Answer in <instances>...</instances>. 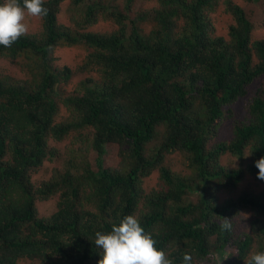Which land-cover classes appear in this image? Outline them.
Returning a JSON list of instances; mask_svg holds the SVG:
<instances>
[{
    "label": "trees",
    "instance_id": "obj_1",
    "mask_svg": "<svg viewBox=\"0 0 264 264\" xmlns=\"http://www.w3.org/2000/svg\"><path fill=\"white\" fill-rule=\"evenodd\" d=\"M137 1L43 0L40 32L0 45V60L25 75L0 73V264H98L95 233L127 215L174 264L185 253L192 264H244L264 249L254 163L264 79L250 89L264 76V37L233 0ZM221 5L224 33L213 18ZM99 21L116 27L87 30ZM58 46L84 47L76 69L55 65ZM74 73L86 76L65 89ZM226 119L232 135L216 139ZM55 160L47 180L32 181ZM51 198L56 210L40 216L35 201Z\"/></svg>",
    "mask_w": 264,
    "mask_h": 264
},
{
    "label": "clouds",
    "instance_id": "obj_2",
    "mask_svg": "<svg viewBox=\"0 0 264 264\" xmlns=\"http://www.w3.org/2000/svg\"><path fill=\"white\" fill-rule=\"evenodd\" d=\"M26 13L44 16L47 9L43 0H0V45L10 47L28 28ZM257 178L264 180V155L255 160ZM226 229L230 225L225 224ZM94 244L99 250L98 264H174L164 251L156 246L153 236L146 232L135 215H127L114 223L110 231L95 233ZM244 264H264V249L243 258ZM183 264H192V256L185 253Z\"/></svg>",
    "mask_w": 264,
    "mask_h": 264
},
{
    "label": "rangeland",
    "instance_id": "obj_3",
    "mask_svg": "<svg viewBox=\"0 0 264 264\" xmlns=\"http://www.w3.org/2000/svg\"><path fill=\"white\" fill-rule=\"evenodd\" d=\"M242 6L247 14L249 19L253 24V36L257 38L264 37V3H247L243 0H233ZM156 0H138L136 2L137 7L150 8L155 6ZM222 4V3H221ZM69 2H65L62 7L67 8ZM59 14L58 20L62 23H69L68 15L65 10ZM215 26L218 33H224L228 23L231 21V16L224 11V6L218 7L217 11L213 15ZM24 23L26 24L28 31L26 33L35 34L40 32V18L38 16H31L26 13ZM116 27L110 21H99L87 28L88 31H110ZM150 28V26H146ZM86 50L82 46H58L53 50L54 63L58 67L62 68L64 66L70 67L71 69H76L78 64L84 58ZM0 73L10 74L15 77H25V75L19 70V65L14 64L8 60H0ZM86 74L74 73L71 79L67 84L64 85L65 89L72 90L78 85L79 80L83 79ZM264 79V76L257 79L250 89H255L260 85L261 81ZM244 99H239L236 103L233 104L232 108L238 116H243L244 114ZM232 135V122L230 119L221 121L220 126L216 132V139L219 140H228ZM67 141H63L59 144H56L62 152H64V147ZM55 145V144H54ZM63 154V153H62ZM61 160H55L52 162L45 161L42 167L39 168L37 172L32 173L31 179L35 183H39L43 180H47L52 170L55 167H61ZM35 205L40 216L48 217L56 210V198H51L47 200H36ZM245 219H250V214H244ZM18 264H30L29 260H20ZM93 264V263H91Z\"/></svg>",
    "mask_w": 264,
    "mask_h": 264
}]
</instances>
